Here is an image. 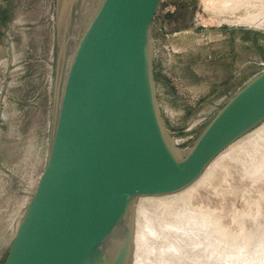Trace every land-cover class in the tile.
<instances>
[{
	"label": "water",
	"instance_id": "95a60500",
	"mask_svg": "<svg viewBox=\"0 0 264 264\" xmlns=\"http://www.w3.org/2000/svg\"><path fill=\"white\" fill-rule=\"evenodd\" d=\"M161 0H97L73 46L45 167L7 264H264V69L187 151L162 125Z\"/></svg>",
	"mask_w": 264,
	"mask_h": 264
},
{
	"label": "rangeland",
	"instance_id": "374dc122",
	"mask_svg": "<svg viewBox=\"0 0 264 264\" xmlns=\"http://www.w3.org/2000/svg\"><path fill=\"white\" fill-rule=\"evenodd\" d=\"M96 1L0 0V264H7L45 167L60 47L57 105L73 46ZM241 2L224 12L215 8L218 0H161L151 20L156 102L181 151L264 69V29L228 22L242 14L263 21L264 0ZM168 4L172 12H165Z\"/></svg>",
	"mask_w": 264,
	"mask_h": 264
},
{
	"label": "bare ground",
	"instance_id": "6f19581e",
	"mask_svg": "<svg viewBox=\"0 0 264 264\" xmlns=\"http://www.w3.org/2000/svg\"><path fill=\"white\" fill-rule=\"evenodd\" d=\"M241 1L242 0H218L219 3L218 4L214 3V4H216L215 8L221 9L224 12H226V11H233V10L239 9V7L241 6L240 4L243 3ZM243 4H245V3H243ZM251 14H249V15H251ZM258 14H260V13H258ZM254 15L256 16V14H254ZM252 16H245L242 14V17H239L236 19H228V22L233 23V24H248V25L250 24V25H253L255 27L264 29V20L262 19L263 21H260L261 20L260 19L259 21L258 20L254 21V20H256V19H254L256 17L255 16L252 17Z\"/></svg>",
	"mask_w": 264,
	"mask_h": 264
},
{
	"label": "built area",
	"instance_id": "2783aa9c",
	"mask_svg": "<svg viewBox=\"0 0 264 264\" xmlns=\"http://www.w3.org/2000/svg\"><path fill=\"white\" fill-rule=\"evenodd\" d=\"M174 10V6L171 4L166 5L165 12H172Z\"/></svg>",
	"mask_w": 264,
	"mask_h": 264
},
{
	"label": "crops",
	"instance_id": "0c3cea01",
	"mask_svg": "<svg viewBox=\"0 0 264 264\" xmlns=\"http://www.w3.org/2000/svg\"><path fill=\"white\" fill-rule=\"evenodd\" d=\"M51 59H52V57H51Z\"/></svg>",
	"mask_w": 264,
	"mask_h": 264
}]
</instances>
